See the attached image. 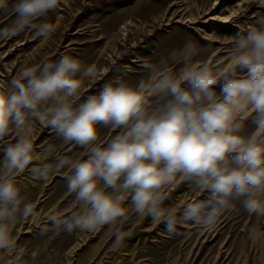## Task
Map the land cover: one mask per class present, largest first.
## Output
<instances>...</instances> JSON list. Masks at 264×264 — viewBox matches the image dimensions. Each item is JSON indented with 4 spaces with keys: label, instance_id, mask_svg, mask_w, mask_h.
Listing matches in <instances>:
<instances>
[{
    "label": "clouds",
    "instance_id": "clouds-1",
    "mask_svg": "<svg viewBox=\"0 0 264 264\" xmlns=\"http://www.w3.org/2000/svg\"><path fill=\"white\" fill-rule=\"evenodd\" d=\"M58 4L15 0L0 41L26 29L33 38L49 37L53 26L42 18ZM8 11L9 0H0V14ZM198 55L189 40L156 62L144 61L135 83L122 74L83 99L82 83L97 70L71 55L0 79V252L11 254V264L22 258L14 227L38 215L22 195L18 178L26 172L47 182L69 169L63 179L76 210L48 214L57 232L94 233L123 223L129 207L163 223L169 235L189 225L212 229L237 204L264 217V16L229 38L226 62ZM34 126L81 148L82 158L41 160ZM102 129L114 134L101 140ZM178 182L195 197L166 206L165 190ZM249 238L256 243L261 234L251 229ZM124 239L114 233L115 246Z\"/></svg>",
    "mask_w": 264,
    "mask_h": 264
},
{
    "label": "rangeland",
    "instance_id": "rangeland-1",
    "mask_svg": "<svg viewBox=\"0 0 264 264\" xmlns=\"http://www.w3.org/2000/svg\"><path fill=\"white\" fill-rule=\"evenodd\" d=\"M206 1L59 0L57 9L42 18L53 26L49 37L33 38V31L26 29L17 37L0 41V79L11 80L27 67L71 55L97 70L94 80L82 83L83 99L122 74L135 83L142 75L144 61L156 62L189 40L199 49L197 60L226 62L229 38L264 16V0H219L216 8H209L214 0ZM14 2L9 0L8 14H0V27L12 18ZM231 11L236 14L230 24L210 20L212 15L225 16ZM124 22L130 24L124 39L119 40L118 29ZM34 127L35 150L41 160L50 161L57 155L82 158L81 148L63 144L46 128ZM113 134L102 129L100 139ZM43 146H51L53 151L43 153ZM68 171L63 169L47 182L36 181L27 172L18 178L22 195L26 202L34 203L38 213L28 221H18L13 229L15 245L22 250L20 264H264V217L249 215L239 204L221 216L212 229L189 225L174 235L166 233L163 223L155 225L130 207L125 222L118 220L94 233L57 232L48 222V214L76 210L63 179ZM165 195L166 206L195 197L179 182L166 189ZM45 225L47 232L42 231ZM251 229L261 234L259 242L249 238ZM116 231L125 237L119 247L114 244ZM0 264H11V254L0 252Z\"/></svg>",
    "mask_w": 264,
    "mask_h": 264
},
{
    "label": "bare ground",
    "instance_id": "bare-ground-1",
    "mask_svg": "<svg viewBox=\"0 0 264 264\" xmlns=\"http://www.w3.org/2000/svg\"><path fill=\"white\" fill-rule=\"evenodd\" d=\"M210 0H207L206 3L209 4ZM245 2V1H244ZM220 4L219 0H214L213 5H209V8H216L218 5ZM222 4V3H221ZM222 8V7H221ZM238 12V11H237ZM236 12L235 11H231L229 14L225 15V16H217V15H212L210 17V20H216L219 21L221 23H225V24H230L233 21V18L235 17ZM129 23V22H128ZM128 23L124 22L123 24H121V26L118 29V34L117 37L119 40L124 39L125 35L127 34V30H128ZM130 24V23H129ZM132 24V21H131ZM217 57V56H216Z\"/></svg>",
    "mask_w": 264,
    "mask_h": 264
}]
</instances>
